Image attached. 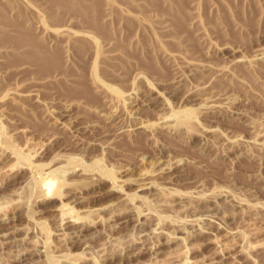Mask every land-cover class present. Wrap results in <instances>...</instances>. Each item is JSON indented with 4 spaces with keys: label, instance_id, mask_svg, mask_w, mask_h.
<instances>
[{
    "label": "rangeland",
    "instance_id": "1",
    "mask_svg": "<svg viewBox=\"0 0 264 264\" xmlns=\"http://www.w3.org/2000/svg\"><path fill=\"white\" fill-rule=\"evenodd\" d=\"M0 264H264V0H0Z\"/></svg>",
    "mask_w": 264,
    "mask_h": 264
},
{
    "label": "bare ground",
    "instance_id": "2",
    "mask_svg": "<svg viewBox=\"0 0 264 264\" xmlns=\"http://www.w3.org/2000/svg\"><path fill=\"white\" fill-rule=\"evenodd\" d=\"M179 170V169H178ZM177 172V171H176ZM177 174H178V172H177ZM174 175H176V173L174 174ZM177 176V175H176ZM52 186H54V182L52 181L51 182V180L50 181H47L46 182V187H47V191H49L50 190V188H52ZM44 192H45V190H44ZM50 193V192H49ZM48 195V194H47ZM74 230V229H73ZM78 231V230H77ZM77 231H73V232H77Z\"/></svg>",
    "mask_w": 264,
    "mask_h": 264
}]
</instances>
